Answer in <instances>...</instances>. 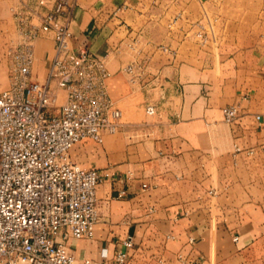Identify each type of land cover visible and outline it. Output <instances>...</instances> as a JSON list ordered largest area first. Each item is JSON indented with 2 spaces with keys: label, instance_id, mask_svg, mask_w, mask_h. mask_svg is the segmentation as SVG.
<instances>
[{
  "label": "crops",
  "instance_id": "obj_1",
  "mask_svg": "<svg viewBox=\"0 0 264 264\" xmlns=\"http://www.w3.org/2000/svg\"><path fill=\"white\" fill-rule=\"evenodd\" d=\"M34 1L0 0V92L14 9ZM40 1L44 10L55 0ZM68 25L74 45L108 56L107 89L122 122L101 143H77L81 167L112 176L97 186L93 239L67 241L71 252L115 264L131 236L127 264H180V251L205 264H264V0H75ZM53 45L51 35L34 42V78L46 75ZM142 58L146 72L131 83L121 67ZM230 104L239 116L226 124L221 108Z\"/></svg>",
  "mask_w": 264,
  "mask_h": 264
},
{
  "label": "built area",
  "instance_id": "obj_2",
  "mask_svg": "<svg viewBox=\"0 0 264 264\" xmlns=\"http://www.w3.org/2000/svg\"><path fill=\"white\" fill-rule=\"evenodd\" d=\"M74 4L55 0L43 10V1L36 0L14 9L9 84L0 92V264H92L87 258L79 260L67 241L93 239L99 219L97 186L112 175L81 167L70 150L83 140L101 143L105 133L119 131L122 122L107 89L108 56H96L84 43H73L68 23ZM43 35H51L54 45L47 73L38 80L32 75L34 42ZM195 35L204 43L201 30ZM134 43L127 46L134 50ZM121 70L137 83L146 64L143 58L134 59ZM54 108L57 111L51 112ZM145 113L155 115L156 106L147 104ZM238 116L237 104L221 108L226 124ZM131 177L128 172L124 179ZM124 195L120 190L117 197ZM193 241L188 239L189 244ZM122 245L115 264L128 263L133 238L127 236ZM101 256L106 257L104 249ZM175 258L180 264H205L202 257L181 251Z\"/></svg>",
  "mask_w": 264,
  "mask_h": 264
},
{
  "label": "rangeland",
  "instance_id": "obj_3",
  "mask_svg": "<svg viewBox=\"0 0 264 264\" xmlns=\"http://www.w3.org/2000/svg\"><path fill=\"white\" fill-rule=\"evenodd\" d=\"M11 39H12V38H11ZM13 47H14V44H13ZM13 47H12V48H13ZM12 48H10V50H9L10 52H11ZM56 111H57V108H54V109L51 110V112H56ZM78 146H79V144L73 146V148L70 150L71 158H72L74 161H77L76 158H75V155H76V150H77Z\"/></svg>",
  "mask_w": 264,
  "mask_h": 264
}]
</instances>
